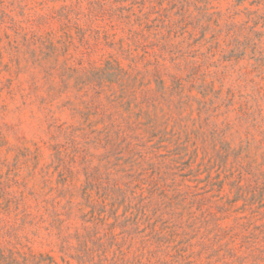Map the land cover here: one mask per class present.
<instances>
[{
    "label": "rangeland",
    "instance_id": "obj_1",
    "mask_svg": "<svg viewBox=\"0 0 264 264\" xmlns=\"http://www.w3.org/2000/svg\"><path fill=\"white\" fill-rule=\"evenodd\" d=\"M0 264H264V0H0Z\"/></svg>",
    "mask_w": 264,
    "mask_h": 264
},
{
    "label": "trees",
    "instance_id": "obj_2",
    "mask_svg": "<svg viewBox=\"0 0 264 264\" xmlns=\"http://www.w3.org/2000/svg\"><path fill=\"white\" fill-rule=\"evenodd\" d=\"M99 1H100V0H99ZM134 4H135V3H131V6H134ZM96 5L98 6V7H97V11L102 9V6H101L100 4L96 3ZM70 22H71V21H70ZM64 29L67 30L68 27L64 25ZM79 258L82 259V260H84V259H83V256H79Z\"/></svg>",
    "mask_w": 264,
    "mask_h": 264
}]
</instances>
